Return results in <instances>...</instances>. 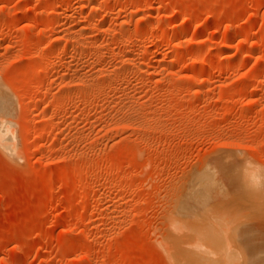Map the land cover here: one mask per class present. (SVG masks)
<instances>
[{
  "label": "rangeland",
  "instance_id": "374dc122",
  "mask_svg": "<svg viewBox=\"0 0 264 264\" xmlns=\"http://www.w3.org/2000/svg\"><path fill=\"white\" fill-rule=\"evenodd\" d=\"M0 91V264H177L197 200L263 242L264 0H0Z\"/></svg>",
  "mask_w": 264,
  "mask_h": 264
},
{
  "label": "bare ground",
  "instance_id": "6f19581e",
  "mask_svg": "<svg viewBox=\"0 0 264 264\" xmlns=\"http://www.w3.org/2000/svg\"><path fill=\"white\" fill-rule=\"evenodd\" d=\"M2 97H4L3 94H2ZM2 97L0 98V100H2ZM2 104H0V109H1L0 111V135H2V137H4L5 135V137L7 138L6 135L9 134L10 128L4 122L5 119L4 120H1V119L3 117L2 113L5 112L6 110L5 107L8 103L5 102L6 105L4 108ZM6 112L8 111L6 110ZM7 150H8L7 153L11 154L12 151L9 149ZM227 166L225 164V167ZM234 167L235 166H233V168ZM244 170L246 171V169L241 168L242 174ZM211 171L209 170V175H212V174L214 175V173H212ZM231 171L229 172L228 177H230L231 173L232 174L234 173V170L232 172ZM227 172H225V175L228 174ZM217 175H219V173ZM217 175H214V176L217 177ZM211 180L213 182V179L208 177L206 179L207 182H200V185L202 186L204 190L199 188V191H198L199 203L201 200L200 199L201 197L199 196L202 193V191L207 190V188L209 189L210 187H213V185L210 182ZM234 180L232 181L229 180L232 184L228 181L230 183L229 186L231 189H232L231 186H233V188L236 189V186L238 184L237 182H235L237 180L235 181ZM233 181L237 184L234 185ZM239 181L241 182V184L239 183L240 185L238 184V186H241L240 188L242 191H251V187H250L251 182H248L243 177H241V180ZM231 189H229L228 191L232 192ZM231 199H234V197ZM229 201H232V200H229ZM227 207H229V202H228ZM209 210H210V206L208 207L207 202L205 200L203 202L202 208L201 206L198 208V200H197L196 207L195 209H193L191 213V221L189 219L184 220L185 217H182L184 213L183 210H181V212H179L176 215L177 219L173 222V225H172V235L175 241L172 243L171 246H172V249H174L175 251L174 258L177 264H264V240L262 242L260 238L259 239L255 238L256 237L255 235L259 236V233L257 230L255 231L253 230L254 232L251 231L252 229L243 231L242 228L239 229L238 227H236V225L234 226L236 228L232 227L233 226L232 224H234V221L232 223V221H230L227 215H225V213L228 214L227 212H225L224 215L220 214L219 217L216 219L217 227L213 225L210 226V218L207 216L210 213L208 212ZM192 221H193V224L191 223ZM237 223H240V221ZM252 233H255V235L253 236Z\"/></svg>",
  "mask_w": 264,
  "mask_h": 264
}]
</instances>
